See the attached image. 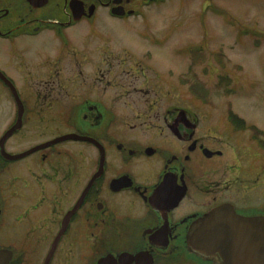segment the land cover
I'll use <instances>...</instances> for the list:
<instances>
[{
	"label": "flooded vegetation",
	"instance_id": "obj_1",
	"mask_svg": "<svg viewBox=\"0 0 264 264\" xmlns=\"http://www.w3.org/2000/svg\"><path fill=\"white\" fill-rule=\"evenodd\" d=\"M131 4L0 0V252H10L7 264H219L190 247L200 220L219 206L264 216V162L221 163L224 173L213 166L224 157L220 147L242 132L227 126L230 136L213 135L193 94L182 106L178 85L164 91L163 49L116 46L99 28L100 18H133ZM141 35L136 41H146ZM38 132L51 136L34 142ZM67 135L74 136L36 148Z\"/></svg>",
	"mask_w": 264,
	"mask_h": 264
},
{
	"label": "rangeland",
	"instance_id": "obj_2",
	"mask_svg": "<svg viewBox=\"0 0 264 264\" xmlns=\"http://www.w3.org/2000/svg\"><path fill=\"white\" fill-rule=\"evenodd\" d=\"M130 2L136 9L135 16L122 23L100 18L101 31L114 35L116 46L122 42L163 49L160 58L164 64L159 71L163 75L164 91L178 85L174 91L182 106L189 103L193 94L194 108L201 116H209L213 135L222 139L230 136L227 126L242 132L220 147L225 153L222 160L213 164L219 167L217 173L236 164L243 168L253 163L261 166L264 162V0H157L146 5L141 0ZM83 24L74 29L78 35L86 29ZM139 34L146 36V41L140 38L136 41ZM171 51H178L176 58L167 53ZM180 79L198 89L197 95ZM232 120L240 124L243 121L244 126ZM55 129L51 128L50 132H57ZM50 132L46 135L38 132L33 141L45 140L51 136L47 135ZM249 134H258L262 140L252 138L258 143H251ZM70 150L77 152L75 148ZM221 163H225L224 168ZM263 180L259 181V198L264 196ZM62 206L63 202L58 209ZM27 248L25 254L29 259L32 247Z\"/></svg>",
	"mask_w": 264,
	"mask_h": 264
},
{
	"label": "water",
	"instance_id": "obj_3",
	"mask_svg": "<svg viewBox=\"0 0 264 264\" xmlns=\"http://www.w3.org/2000/svg\"><path fill=\"white\" fill-rule=\"evenodd\" d=\"M114 13L118 14L115 11ZM76 14L78 13L73 11L74 18ZM72 136L74 135L59 137L36 148ZM96 177L97 174L90 179L84 194ZM75 209L76 207L69 211L62 222L63 228ZM198 226L195 233L190 236V247L196 253L205 257L218 256L219 264H264V216L243 217L235 214L232 207L228 209L227 206H219L207 213ZM9 255L11 254L8 251L0 252V264H7ZM44 264H47V261Z\"/></svg>",
	"mask_w": 264,
	"mask_h": 264
},
{
	"label": "trees",
	"instance_id": "obj_4",
	"mask_svg": "<svg viewBox=\"0 0 264 264\" xmlns=\"http://www.w3.org/2000/svg\"><path fill=\"white\" fill-rule=\"evenodd\" d=\"M194 92H195V94H196V92L198 91V89L197 90H195V87L194 86H191L190 87ZM197 95V94H196ZM234 118H236L235 116H233ZM240 120V119H239ZM231 121V120H230ZM236 125H242L241 127H243L244 126V123H243V121H241L242 122V124H240V122L239 121H237V120H232ZM258 136V134H256V135H254L253 136V138H256Z\"/></svg>",
	"mask_w": 264,
	"mask_h": 264
}]
</instances>
